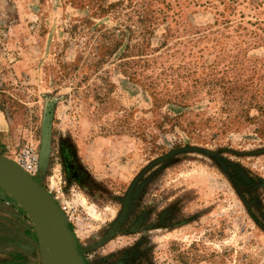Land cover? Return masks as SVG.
Returning <instances> with one entry per match:
<instances>
[{
    "label": "rangeland",
    "instance_id": "1",
    "mask_svg": "<svg viewBox=\"0 0 264 264\" xmlns=\"http://www.w3.org/2000/svg\"><path fill=\"white\" fill-rule=\"evenodd\" d=\"M0 122L82 264H264V0H0ZM0 264H42L1 187Z\"/></svg>",
    "mask_w": 264,
    "mask_h": 264
},
{
    "label": "water",
    "instance_id": "2",
    "mask_svg": "<svg viewBox=\"0 0 264 264\" xmlns=\"http://www.w3.org/2000/svg\"><path fill=\"white\" fill-rule=\"evenodd\" d=\"M0 187L32 219L41 246L42 264H82L75 236L53 194L16 160L2 154Z\"/></svg>",
    "mask_w": 264,
    "mask_h": 264
},
{
    "label": "built area",
    "instance_id": "3",
    "mask_svg": "<svg viewBox=\"0 0 264 264\" xmlns=\"http://www.w3.org/2000/svg\"><path fill=\"white\" fill-rule=\"evenodd\" d=\"M39 161L40 154L37 148L26 143L19 152L17 162L33 176L38 169Z\"/></svg>",
    "mask_w": 264,
    "mask_h": 264
},
{
    "label": "crops",
    "instance_id": "4",
    "mask_svg": "<svg viewBox=\"0 0 264 264\" xmlns=\"http://www.w3.org/2000/svg\"><path fill=\"white\" fill-rule=\"evenodd\" d=\"M5 129V125L0 122V130ZM6 136L0 134V154L5 155L7 157H11L10 155V148L7 140L5 139ZM14 158V157H12Z\"/></svg>",
    "mask_w": 264,
    "mask_h": 264
},
{
    "label": "bare ground",
    "instance_id": "5",
    "mask_svg": "<svg viewBox=\"0 0 264 264\" xmlns=\"http://www.w3.org/2000/svg\"><path fill=\"white\" fill-rule=\"evenodd\" d=\"M42 256V255H41Z\"/></svg>",
    "mask_w": 264,
    "mask_h": 264
}]
</instances>
